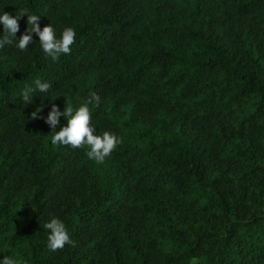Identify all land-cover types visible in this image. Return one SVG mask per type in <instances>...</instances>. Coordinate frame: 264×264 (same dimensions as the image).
Masks as SVG:
<instances>
[{
	"label": "trees",
	"instance_id": "obj_1",
	"mask_svg": "<svg viewBox=\"0 0 264 264\" xmlns=\"http://www.w3.org/2000/svg\"><path fill=\"white\" fill-rule=\"evenodd\" d=\"M22 9L76 38L0 49V260L264 264V0H0ZM67 102L121 139L103 163L51 144ZM52 217L76 246L47 247Z\"/></svg>",
	"mask_w": 264,
	"mask_h": 264
},
{
	"label": "clouds",
	"instance_id": "obj_2",
	"mask_svg": "<svg viewBox=\"0 0 264 264\" xmlns=\"http://www.w3.org/2000/svg\"><path fill=\"white\" fill-rule=\"evenodd\" d=\"M21 17H27L26 23L28 27L25 32L16 39L19 31V20ZM40 16L30 14L26 9H22L18 14L9 13L0 14V24L3 25V36L0 37V49L5 45H13L21 51L28 49L33 44V33L39 38V44L43 52L53 61L59 59L61 54H70L71 45L75 43L76 32L71 27H66L59 38H57L54 27L49 24L41 30L39 27ZM35 89L25 86L21 95L24 105L32 103L34 92L48 93L52 85L48 82L36 80ZM97 105L100 103V97L93 94L91 102ZM38 108L31 114L32 119L40 118ZM63 116L66 120V126H59V119ZM45 123L50 127V142L53 146H71L72 148H81L85 145L89 146L90 151L87 156L95 160L97 163H103L105 158L110 156L116 147L122 143L121 139L114 133L105 131L101 135L94 134L95 128L91 124V113L87 104H82L78 108H74L71 102H67L64 110L61 112L57 106L53 105L48 113ZM44 228L48 230L47 247L55 252L61 250L65 245L76 246V242L71 240L65 224L57 217H52L44 224ZM0 264H19V261L13 257L5 256L0 260Z\"/></svg>",
	"mask_w": 264,
	"mask_h": 264
},
{
	"label": "rangeland",
	"instance_id": "obj_3",
	"mask_svg": "<svg viewBox=\"0 0 264 264\" xmlns=\"http://www.w3.org/2000/svg\"><path fill=\"white\" fill-rule=\"evenodd\" d=\"M193 263L192 264H195V261H192Z\"/></svg>",
	"mask_w": 264,
	"mask_h": 264
}]
</instances>
